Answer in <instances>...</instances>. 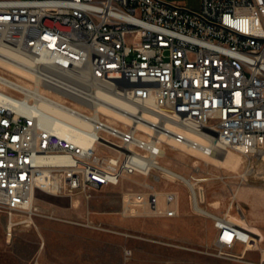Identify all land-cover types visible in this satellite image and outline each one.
<instances>
[{"label":"built area","instance_id":"obj_1","mask_svg":"<svg viewBox=\"0 0 264 264\" xmlns=\"http://www.w3.org/2000/svg\"><path fill=\"white\" fill-rule=\"evenodd\" d=\"M0 46L49 69L42 96L0 74L14 82H0V211L10 224L13 213L38 215V191L89 199L135 175L169 179L166 146L264 154V0H201L199 10L165 0H0ZM94 87L135 108L121 110L128 122L95 113ZM145 189L123 195V216H178L176 192ZM214 220L222 248L259 241Z\"/></svg>","mask_w":264,"mask_h":264},{"label":"rangeland","instance_id":"obj_2","mask_svg":"<svg viewBox=\"0 0 264 264\" xmlns=\"http://www.w3.org/2000/svg\"><path fill=\"white\" fill-rule=\"evenodd\" d=\"M165 1L192 10H199L201 2ZM0 74L17 81L18 76L2 67ZM233 152L240 156L235 169L214 163L206 166L200 158L167 146L160 163L192 176L203 190L201 207L215 218H230L251 231L259 240L253 248L218 246L214 218L193 210L183 181L161 179L154 184L151 176L135 175L118 186L90 191L89 199L83 193L69 197L38 191L34 199L38 215L13 213L12 225L9 215L0 211V264H264V158ZM195 165L201 170L196 175ZM145 184L154 185L159 193L176 192L178 216L169 219L142 212L123 216V195L145 191Z\"/></svg>","mask_w":264,"mask_h":264},{"label":"bare ground","instance_id":"obj_3","mask_svg":"<svg viewBox=\"0 0 264 264\" xmlns=\"http://www.w3.org/2000/svg\"><path fill=\"white\" fill-rule=\"evenodd\" d=\"M34 65V61L31 60L30 58H27L23 55H21L18 52H14V51H9L6 48H4L3 46H0V67L14 73L16 76H18L16 78L17 82H13L15 84V86H17V88H25V89H31V87H34V91L33 93L35 95H46V91L41 90V80L44 78V76L41 74L42 72L45 73V71H48L49 69H41V71H39V69H33ZM0 82L2 84H10L13 85V83L8 80L7 78L4 77V79L0 78ZM34 83V84H33ZM32 95V93H29ZM93 98H91L92 103L91 105L93 106L95 113L99 114V113H104L107 114L111 117L117 118V119H121L124 122H128L129 118L124 115L121 110H125L127 112H134L135 108L122 101L121 99H119L117 96L99 88V87H94L93 92H92ZM44 101V100H43ZM42 107L46 108L47 110H49L50 112H52L53 114L57 115L58 117L69 121V122H74V119L72 117H70L69 115H66L65 113L59 111L58 109L54 108V107H48V105H46L45 103H42ZM78 125L79 123L76 122ZM62 130H60L61 132ZM63 133H61L62 135H66V133H64V131H62ZM192 138H194L195 140L201 141V139H199L198 135H193ZM75 143L77 144H84L87 143L85 141V138L82 137H76L74 139H72ZM178 150H182L184 152H188L194 156H196L197 158H204L205 160V165L208 166V164H217V165H221V167H225V168H230V169H235L237 168V166L240 164V156H237L233 151L231 152L230 150L228 151H224L222 158L219 159L217 158L218 155L213 154L210 155L209 157H204L200 151H194V150H189L185 147H178ZM166 156V153H165ZM262 158H264V154L261 155ZM59 160L58 159H54V158H46L44 160V163L46 164H54L57 163ZM208 163V164H207ZM161 167L164 169V173L167 175L166 177L169 178L170 181H174L175 179H180L182 180L187 187H189V189L192 192V208L193 210H195L198 213L204 214L206 216L209 217H213L215 218V216H213L211 213H209L208 211H206L205 209H203L200 205V202L203 201L204 198V194H203V190L202 188H197V184H196V180L193 181V177L189 178L186 177L184 175H181L169 168H167L166 166L161 164ZM219 167V166H218ZM46 193V192H45ZM49 194L54 195L52 192H50ZM77 206V204H75ZM12 217V216H11ZM31 220V219H30ZM226 223L230 224V225H234L240 228H244L241 225H238L236 221L232 220V219H227L226 218ZM12 225V224H11ZM11 225L9 226V230L11 231ZM250 234L251 231H248ZM10 235V234H9ZM11 236V235H10Z\"/></svg>","mask_w":264,"mask_h":264}]
</instances>
